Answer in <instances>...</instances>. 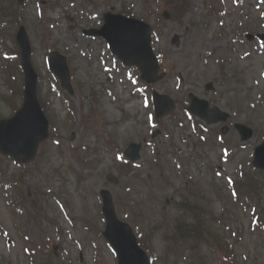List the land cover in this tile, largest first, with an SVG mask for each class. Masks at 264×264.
Masks as SVG:
<instances>
[{
  "label": "rangeland",
  "instance_id": "374dc122",
  "mask_svg": "<svg viewBox=\"0 0 264 264\" xmlns=\"http://www.w3.org/2000/svg\"><path fill=\"white\" fill-rule=\"evenodd\" d=\"M159 1L27 0L19 10L17 22L5 17L4 35L0 38L4 41L0 46V92L8 93L12 72L16 76L13 82L22 81L16 69L6 70L7 61L2 58V49L17 50L14 36L22 24L31 42V60L38 73L40 93L56 126L30 162L20 164L0 155L4 174H0V258L9 264H116L101 236L104 224L98 191L103 187L112 192L116 213L144 240L147 254L156 258L155 264L175 263V252L180 248L162 260L167 251L164 233L172 231L182 195L186 197L202 187L207 190L201 198L204 203L211 201L215 213L233 210L239 223L242 236L233 249L237 263L264 264V231L258 226L250 227L253 210L259 219L264 211V170L258 171L250 163L254 146L264 137V74L261 78L259 72L264 51L259 43L245 38L246 33L264 31L256 8H263L264 3L189 0L184 16L173 20L158 18L164 8L160 5L166 0ZM10 2L13 0H7L4 6L6 11L12 7ZM122 4L131 7L135 16H146L151 25L156 23L152 37L156 51L162 54L167 78L155 88L176 100L175 111L159 120L156 128L149 121L142 96L132 92L133 85L127 80L133 70L119 64L100 37L80 33L81 28L95 26L109 6L118 12ZM38 21L46 25L48 32ZM176 37L178 44L174 42ZM252 47L253 54L245 56ZM48 48L66 55L69 69L76 71L78 80H84L86 94L90 93L87 81L95 91L103 87L109 93L104 91L99 101H82L80 81L73 79L75 97H71V110L75 117L66 124H62L69 116L66 100L50 91L45 59ZM207 82H212L214 90L204 89ZM19 91L20 86L13 96L16 101L20 99ZM189 91L230 113V120L224 124V143L215 137L222 124L208 126L200 141L199 131L191 125L189 128L184 119ZM10 109L0 102L2 118L9 117ZM176 119L182 121V127L178 128ZM235 122L258 130L242 143L233 128ZM156 129L157 137L142 144L140 159L121 166L117 155L125 145L141 142ZM181 132L189 139L187 145L178 142ZM154 150L161 158L158 164L153 160ZM107 173L114 174L119 183L108 182ZM243 173L255 180L251 198L246 197V188L241 186ZM127 175L139 179L133 190H126L130 184ZM14 176H18V181L13 182L15 193L11 194L3 184ZM19 195L22 201L18 200ZM8 198L21 202L19 213L8 206ZM185 248L184 258L189 261L201 257L207 264H224L208 244L199 245L196 254L189 245ZM29 250L34 251L31 258ZM179 264L187 263L181 259Z\"/></svg>",
  "mask_w": 264,
  "mask_h": 264
},
{
  "label": "water",
  "instance_id": "95a60500",
  "mask_svg": "<svg viewBox=\"0 0 264 264\" xmlns=\"http://www.w3.org/2000/svg\"><path fill=\"white\" fill-rule=\"evenodd\" d=\"M20 42L24 44L26 50L23 51V65L26 71V88L23 108L11 118L10 120H0V151L5 154L13 155L16 159H29L34 156L38 143L44 139L46 135V119L41 114L39 104L36 101L35 93V73L32 71L29 56L28 41L23 28L18 34ZM128 48L129 44L123 41L118 43L119 51L122 53L123 48ZM147 59V55H145ZM51 67L59 75L62 86L70 90V84L68 81L67 69L65 66V58L53 54L51 58ZM153 66L154 61H152ZM201 101L199 104H203ZM205 104V103H204ZM190 109H195V113L199 114L200 117L204 116L207 120H212V114H217V109L213 108L209 112L205 105L200 106L198 104L191 106ZM243 137L251 135V129L246 127L243 129ZM255 158L253 163L257 166L264 167V142L255 149ZM138 146L131 145L126 149V156L135 160L138 156ZM103 214L106 216V230L104 237H107L114 248L117 258L119 259L118 264H148V257L145 253L136 245L135 235L127 224L119 222L116 215L113 213L112 203L110 197L105 193L103 200Z\"/></svg>",
  "mask_w": 264,
  "mask_h": 264
},
{
  "label": "trees",
  "instance_id": "16d2710c",
  "mask_svg": "<svg viewBox=\"0 0 264 264\" xmlns=\"http://www.w3.org/2000/svg\"><path fill=\"white\" fill-rule=\"evenodd\" d=\"M184 204V203H182ZM181 204V205H182ZM175 232L179 234L180 237L184 240L185 238H200L206 237L203 230L201 229L200 221L197 219L194 220V223H187L184 220L179 219L175 220ZM2 264L3 262L0 261ZM4 264V263H3Z\"/></svg>",
  "mask_w": 264,
  "mask_h": 264
}]
</instances>
